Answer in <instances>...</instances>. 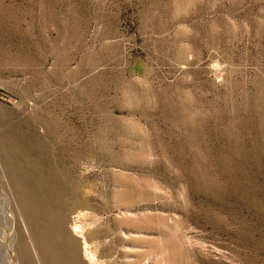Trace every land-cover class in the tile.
I'll return each instance as SVG.
<instances>
[{
  "label": "rangeland",
  "instance_id": "374dc122",
  "mask_svg": "<svg viewBox=\"0 0 264 264\" xmlns=\"http://www.w3.org/2000/svg\"><path fill=\"white\" fill-rule=\"evenodd\" d=\"M0 240L264 264V0H0Z\"/></svg>",
  "mask_w": 264,
  "mask_h": 264
},
{
  "label": "bare ground",
  "instance_id": "6f19581e",
  "mask_svg": "<svg viewBox=\"0 0 264 264\" xmlns=\"http://www.w3.org/2000/svg\"><path fill=\"white\" fill-rule=\"evenodd\" d=\"M1 245H5V242L0 240ZM1 257L4 259V264H12L13 256L12 253L6 248L5 250L1 251Z\"/></svg>",
  "mask_w": 264,
  "mask_h": 264
}]
</instances>
